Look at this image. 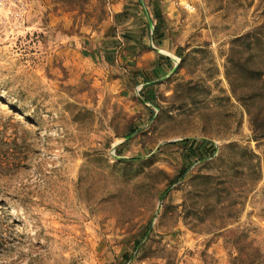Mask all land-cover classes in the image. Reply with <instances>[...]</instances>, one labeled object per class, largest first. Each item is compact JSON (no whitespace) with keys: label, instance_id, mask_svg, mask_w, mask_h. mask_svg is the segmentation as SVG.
<instances>
[{"label":"rangeland","instance_id":"rangeland-1","mask_svg":"<svg viewBox=\"0 0 264 264\" xmlns=\"http://www.w3.org/2000/svg\"><path fill=\"white\" fill-rule=\"evenodd\" d=\"M260 256L264 0H0V264Z\"/></svg>","mask_w":264,"mask_h":264},{"label":"trees","instance_id":"trees-1","mask_svg":"<svg viewBox=\"0 0 264 264\" xmlns=\"http://www.w3.org/2000/svg\"><path fill=\"white\" fill-rule=\"evenodd\" d=\"M154 17L157 21V24L154 28V35H153V39H156L158 45H161V42L162 40L164 39L165 37V34L164 32H162V25L165 23V20L161 14V12L159 10H156L154 11ZM163 59H165L166 61V64L167 66L169 65H172V61L170 58L168 57H164ZM186 145L188 146L189 148H195L197 147L196 149V156L193 158V159H196L197 161H204L208 155H213L214 154V149H215V146L214 145H211L210 147L208 148H201L200 145H199V142L196 141V140H189V139H186V140H183V141H180V142H173L171 143L170 145ZM213 151V152H212ZM206 153H209V154H206ZM191 168V165H184L182 166V168L180 169L178 175L176 176V178L172 181V182H175L177 183L178 181H180L181 179H183L189 169ZM257 264H264V256H260L259 258H257V260L255 261Z\"/></svg>","mask_w":264,"mask_h":264}]
</instances>
